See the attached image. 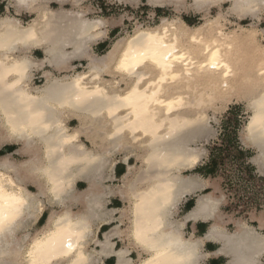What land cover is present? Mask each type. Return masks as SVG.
Masks as SVG:
<instances>
[{
  "label": "bare ground",
  "instance_id": "6f19581e",
  "mask_svg": "<svg viewBox=\"0 0 264 264\" xmlns=\"http://www.w3.org/2000/svg\"><path fill=\"white\" fill-rule=\"evenodd\" d=\"M50 1L64 2L37 0L30 10L21 7L19 0H10L17 11L36 13L27 24L12 15L0 16V133L14 134L21 150L15 152L28 155L20 162L12 158V152L0 156V187L10 190L18 166L27 164L45 170L53 198H67L71 205L84 196L90 211L70 210L65 213L67 219L58 216L59 223L53 221L44 231L47 221L39 234L22 227L8 236L0 233V264H100L99 256L109 254L117 257V264L132 263L127 248L114 249L108 232L95 241L99 251L88 249L93 215L103 207L98 206L92 188L83 193L74 189L77 177L106 169L107 156L113 150L126 152L125 163L135 155L146 168L141 177L138 174L140 180L135 177L132 182L142 183L132 187L131 194L135 199L131 232L136 244L138 234L143 233L161 241L157 248L164 255L159 261L201 264L202 241L185 239L181 230L167 231L172 224L168 218L175 203L205 186L199 175L183 172L197 168L207 154L203 143L215 132L205 109L215 101L227 104L240 92L250 94L249 119L240 139L245 147L257 151L253 163L264 175V45L258 40L260 29L256 23L240 24L235 30L225 25L230 12L240 21L253 20V16L258 21L264 5L253 0L255 12L241 15L244 9L231 8L237 0H220L221 6L230 3L228 12L218 10L212 16V9L197 6L199 0L190 4L189 0H147L151 6H171L176 12L192 9L202 14L203 22L189 25L177 14L175 18L161 17L155 26L137 25L133 34L121 37L100 56L93 51L92 42L105 38L108 30L103 28L118 20L88 18L90 10L83 11V0L75 1L78 10L65 11L51 9ZM35 48L42 49L43 58L32 55ZM76 59L87 61L85 70L77 71L71 64ZM45 66L59 73L45 70L43 84L34 86L35 71ZM125 78L136 83L131 88L124 83L117 91ZM73 117L78 123L72 127L68 122ZM82 136L92 148L82 143ZM133 169L129 163L124 182H129ZM16 192H21L19 186ZM223 200L214 191L203 194L191 214L214 220L206 235L216 242L222 240L220 254L232 258L228 264H260L264 234L245 221L236 222V229L228 234L217 223ZM6 213V208L0 209V219ZM22 220V215L17 217L16 225ZM157 255L153 252L147 261L157 264L152 260Z\"/></svg>",
  "mask_w": 264,
  "mask_h": 264
},
{
  "label": "rangeland",
  "instance_id": "374dc122",
  "mask_svg": "<svg viewBox=\"0 0 264 264\" xmlns=\"http://www.w3.org/2000/svg\"><path fill=\"white\" fill-rule=\"evenodd\" d=\"M190 3L191 0H189L188 4ZM227 4H229L230 7V3ZM0 5L3 6L0 16L13 15L23 19V22L25 24L36 17V13H21V15L18 16L13 7H10L8 11L6 7L12 5L10 4V0H0ZM51 7L54 10L63 8L69 10L79 9V7L73 6L70 3H65L62 6L53 4L51 5ZM81 7L83 9H92L91 11H89L90 13H88V16L90 18L101 17L107 19L108 21L112 19L118 20V23L110 25V34L104 40L99 41V43L101 44H93V50L100 56L104 55L110 49L111 45L121 37H125L128 34H133V31L135 30L137 25L155 26L159 23L161 17L175 18L177 14V16L180 15L181 17H183V19L189 25H199L203 22V19H201L202 14L197 13L192 9H183L180 12H176L171 6H151L147 3V0H143V2H141L140 0L139 4L137 5L127 3L125 0H84ZM218 10L224 14L228 12V8H223L222 6L221 8L215 7V14H213V10H211L212 16L216 15L219 12ZM228 19V22H225V25L227 26L226 28L228 30L238 29L240 24L243 26H249V24L252 23L251 19H246L248 21V24H244L234 15H228ZM255 23L259 26L258 28L260 29L258 34L259 43L264 45V28H261V20H256ZM36 56H38L39 58H43L44 54L43 52H40ZM75 64L77 66V71H82L85 70L87 61H75ZM43 81L44 79L42 78V72L40 71L39 73H36L35 79L33 81L34 86L42 85ZM240 94L241 95L233 98L227 104H224L219 100L215 101L205 109L206 114L210 118V125L214 129L215 135L210 138L207 143H203L207 149V154L202 159L197 169L208 162L211 147L215 146V143L220 142L219 138L220 134L223 132V121L226 120L228 111L231 107L237 108L236 113L234 112L233 116H236V114L238 115V117H236L238 118V122H235V125L232 124L233 127L230 128L229 131L230 133H236L235 131H237V134L240 138V133H242L243 128L248 122L250 114V111L247 109V97L250 96V94L247 92H240ZM16 147L19 148L20 146L16 144ZM244 148L248 151H251L253 154V156L250 157L248 161L256 169L255 174L257 176L254 179L247 180V177L242 168L243 160L239 157H236L234 159L231 158L225 161L220 166L221 170L219 171V174L209 177H211V179L213 180L212 183H214L215 185L213 191L215 192L217 190L218 192L216 195L224 196V200L221 206L224 218L226 220L235 219L239 221H246L247 223H250L259 228L261 220L264 219V175L260 174L257 170V167L252 163L253 158L257 155V151L250 147L244 146ZM7 154V152H4L2 148H0V156H4ZM192 172L195 173V171H188L185 174H191ZM227 228L233 232L236 226L234 222L231 221ZM260 231L264 234V226Z\"/></svg>",
  "mask_w": 264,
  "mask_h": 264
},
{
  "label": "crops",
  "instance_id": "0c3cea01",
  "mask_svg": "<svg viewBox=\"0 0 264 264\" xmlns=\"http://www.w3.org/2000/svg\"><path fill=\"white\" fill-rule=\"evenodd\" d=\"M61 1H64V2L59 1L57 3V1H50L48 4V7H50L53 4H58V5L62 6L65 3L66 4L70 3L73 6H75L76 0H66V1L61 0ZM83 2H84V0H83ZM83 2L81 3V6L83 5ZM126 2L128 3V0H126ZM129 3L135 5V3H132V0L129 1ZM137 4H139V3H137ZM10 7H13L15 9L16 14L18 16H20L21 13L22 14L23 13L33 14V13H30L29 11H26L25 9H21L20 11H17L16 8L14 7V5H10V6L6 7V9L9 11ZM50 8L53 9L52 7H50ZM63 9H65V8H63ZM63 9H59V10H63ZM85 9H87V8H84L83 11H86ZM65 10H69V9H65ZM65 10H63V11H65ZM89 10L91 11L92 9L88 8L87 11H89ZM88 13L89 12H86V16L88 18H90L88 16ZM14 17H16V16H14ZM19 19L22 21V23H24L23 19H21V18H19ZM109 27L110 26L103 28V29L108 30L107 36L110 34L109 33ZM107 36L105 38H107ZM105 38L96 39L94 42H92V46L94 43L98 44V45L101 44V43H99V41H102ZM37 52L40 53L43 51L40 48H37V50H36V48L32 50V55L36 58H39L38 56H36L38 54ZM75 61H80V60H77V59L73 60L71 62V64L74 65ZM75 66H76V64H75ZM45 70L53 71L54 74L59 73L57 70H54L53 68L48 67V66H45L44 69L43 68L40 69V71L43 73ZM40 71L36 70L35 76H36V73H39ZM68 123L70 126L73 127V126H76L78 122H77V119L73 117L70 119V121ZM80 139L82 140V143H84V145L87 148H92L90 141L87 140L84 136H82ZM7 153H9V152H7ZM11 154L13 156L12 158L15 159L16 161H19V162L24 161V160H17V156L21 155V153H18V155H17V152H15V149H14V152H12ZM125 154H126V152H120L119 153V152H117V151L115 152L113 150V152L110 155V158L108 157L109 155L107 156V164H106L105 168L108 170L106 171V169H103L104 167L101 168V170L98 169L100 173L103 170L101 175L99 174V172H97V170H94L93 173L88 174L89 176H85L86 173H84L83 171L82 172L85 175L84 174L81 175V172L77 173L79 176L81 175L82 177L81 176L79 178L77 177V180L74 184V189L75 190L77 189L76 190L77 192L83 193V191H87V190H90L92 188L94 191V195L96 196L95 199L98 202V206L102 205V207H103V209L100 212L97 211V213H95L93 215V218H92L93 234H92L91 239H90L91 242H89V244L87 246L88 249H90V251H94V250L99 251L101 249V247H100V245L96 244L95 241L104 239V236H105L104 234L108 232L111 235L110 238H111L112 243H114V249L118 250V249H122V248H127L129 250L128 256L132 260V263H129V264H135L136 260L140 259V255L138 252V246L139 245L136 244V242L132 236V232H131V230H132L131 229L132 218L134 216L133 215V206H134L133 203L135 201L134 197H132L133 195H131V194H132V190L134 191V188H132V187H135V188L138 186L140 187V186H142V183H140L138 181H136V183H132V182H133V180L135 181L138 178H140L141 173L145 172L144 169H146V168H144L145 166H143L140 159H137L135 155H131L129 157L127 163L128 164L130 163L131 165L134 166V169L132 170V175H131L132 178L131 177H130L131 179L129 178V182H124V177L128 173V164L125 163V161L123 159L125 157ZM22 155H24L27 159V157H28L27 154H22ZM108 162H109V164H108ZM252 163H253V161H252ZM196 169L197 168L192 170V171H195V173L192 172L191 174H185L188 171H184L183 174L186 176L199 175V177L201 179H203L202 181H203V184H205V186L202 189H196L192 193H188L178 203L174 204V206L172 207V211H171L172 217L168 216L169 217L168 221L171 220L170 222H172V225L174 223V225H173L174 228L173 227L170 228L168 226L166 229H167V231L171 230L173 233L178 232V230L180 232V230H181L185 239H189L192 241L201 240L202 241L201 251L203 253V257L200 260L201 264H228L229 262H231L232 258L229 255H224L222 253L220 254V250L223 247L222 246L223 245L222 240H217V242H216L215 239H211V238L207 237V235L209 236V233L211 231V227H212V224L214 223V220L212 218L208 219V218H204V217H198V218L195 217L194 218L193 215L191 214L195 210V208L197 207L196 204H197L198 197L203 195V194H207V193L212 192L214 190V186H215L214 183H212L213 180L211 179V177H206L200 173H197ZM95 172L98 173L99 176H96L97 174ZM139 173H140V177L138 175ZM92 176H94V177H92ZM86 178H87V180H86ZM97 178H99V179H97ZM100 178H101V180H100ZM93 179H95V180H93ZM138 180H140V179H138ZM128 185L131 186L130 188H132V189H129ZM214 193L216 195L218 193L217 190ZM216 197H219V196L216 195ZM99 202L101 204H99ZM72 203H71V205L76 206V208H78V209H84V210L86 209L85 211H88V212L90 211L88 208L89 207L88 199L85 198L84 196L77 199L76 202L73 201ZM222 203H223V201H222ZM221 206H222V204H221ZM221 206H220V217L217 220V223H219V225L221 227H223L224 230L226 229L225 231L228 234H230V233H232V231H230L227 228V226L229 225V223L231 221L234 222V224L236 225L237 224L236 222H239V220H236V221H235V219L226 220L224 218L223 213H222V210H221L222 207ZM104 212L107 216L105 214H103ZM186 215H188L189 217ZM190 217H192V218H190ZM240 221H242V220H240ZM262 221H264V219L261 220L259 228L255 227L254 225H252L250 223H248V224L255 227L260 233H262L260 231L263 229V226H264V222H262ZM38 224H39V218L37 219V221L35 222L33 227H35ZM46 224H47V220L45 221L44 225L40 226V228L42 229V227H44ZM175 224L177 227L175 226ZM182 224H183V226H182ZM175 229H176V231H175ZM228 230H229V232H228ZM163 231H164V229H163ZM32 233H36V232H32ZM204 255H206V256H204ZM116 258L117 257L114 254H109L108 256L100 255L98 258V263H100V264H117ZM263 261H264V258L262 259V262ZM262 262L260 264H262Z\"/></svg>",
  "mask_w": 264,
  "mask_h": 264
},
{
  "label": "snow or ice",
  "instance_id": "6c2138e0",
  "mask_svg": "<svg viewBox=\"0 0 264 264\" xmlns=\"http://www.w3.org/2000/svg\"><path fill=\"white\" fill-rule=\"evenodd\" d=\"M141 2H143V0H141ZM260 2L264 5V0H260ZM36 3L37 0H19V5L21 7L30 10ZM197 6L204 10L212 9L213 14H215L214 6L221 5L220 0H199ZM222 7L229 8V4L225 3ZM231 8L235 9L237 12H241V9H244L241 15L249 10L251 12H255L256 10L253 0H237L236 3L231 4ZM2 9L3 6L0 5V13H2ZM229 14L231 15V12ZM260 20L261 28H264V11L260 14ZM242 23L248 24V21L244 20ZM252 23L254 26L255 16H253ZM126 43L127 41L124 40L123 44ZM123 44L121 45L120 51H123ZM116 79L120 80V77ZM124 83H127L128 87L131 88L136 81L135 79L128 80L125 78L120 81L121 87L118 88L117 91L121 90ZM144 143H147V140H145ZM0 148H2L4 152L9 153L13 152L14 149L17 152H21V150L16 147L14 134H9L7 132L0 133ZM25 159L26 157L22 155V153L17 156V160ZM13 181L14 182H11L12 187L10 190L6 187H0V209H7V213L0 219V233H3L5 236L11 234L16 227H22L24 231L31 230L39 234L41 231L40 226L44 225L46 220L49 223L44 231H48L53 221L59 223V220H57L58 216L67 219L65 213L70 210L79 211L76 206L68 204L67 198H65L64 201H61L59 198H53L51 194L52 185L49 181H46L45 170L43 169L37 171L35 167H30L27 164L19 165L16 175L13 177ZM17 186L21 189L19 193L16 192ZM21 215L23 216V220L20 222V225H16V219ZM37 218H39V224L33 227ZM169 227L171 228L173 225L169 224ZM160 243V240H154L146 234H138L137 244L139 245L138 252L140 259L136 260L135 264H151V262L147 261V256H151L153 252L158 253L157 256H152L153 261H156L157 264H166V262L159 261V256L164 255V253L160 252L157 248V245ZM68 247L71 248V244H69ZM58 264H68V261H58ZM262 264H264V262H262Z\"/></svg>",
  "mask_w": 264,
  "mask_h": 264
},
{
  "label": "trees",
  "instance_id": "16d2710c",
  "mask_svg": "<svg viewBox=\"0 0 264 264\" xmlns=\"http://www.w3.org/2000/svg\"><path fill=\"white\" fill-rule=\"evenodd\" d=\"M236 109V107H231L228 111V116L223 121V132L220 134V142L215 143V146L211 147L208 162L196 169L197 173L206 177L217 175L221 170L220 166L225 161L239 157L243 160L242 168L247 180L254 179L257 176L255 174L256 169L248 161L253 156L252 152L246 150L241 144L237 131H235L236 133H230L229 131L233 127L232 124L235 125V122H238V118H236L238 115L233 116V113H236Z\"/></svg>",
  "mask_w": 264,
  "mask_h": 264
}]
</instances>
